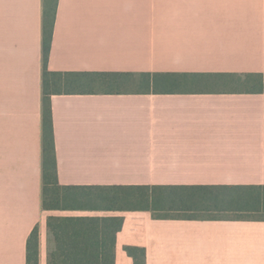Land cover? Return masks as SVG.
<instances>
[{
  "label": "crops",
  "instance_id": "crops-1",
  "mask_svg": "<svg viewBox=\"0 0 264 264\" xmlns=\"http://www.w3.org/2000/svg\"><path fill=\"white\" fill-rule=\"evenodd\" d=\"M43 3L0 0V264H26L35 227L46 264L49 216L121 217L114 264H134L125 247L145 264H264L260 221L43 210ZM46 69L131 77L51 96L59 186H264V92L235 88L264 76V0H56ZM145 75L180 81L139 92Z\"/></svg>",
  "mask_w": 264,
  "mask_h": 264
},
{
  "label": "trees",
  "instance_id": "trees-1",
  "mask_svg": "<svg viewBox=\"0 0 264 264\" xmlns=\"http://www.w3.org/2000/svg\"><path fill=\"white\" fill-rule=\"evenodd\" d=\"M56 0L43 3V75H42V208L45 211H144L157 220H235L264 222V186L241 187H61L56 179V156L50 98L59 94L126 92L131 77L123 74L53 73L46 69L51 45ZM140 91L172 93V84L180 81L164 76L140 77ZM243 81L242 92H264V76ZM144 87V88H143ZM152 89V90H151ZM225 213L260 215L228 219L197 214ZM121 217L49 216L47 229L52 248L47 249L46 264H114L117 233ZM134 264H145V251L125 247ZM26 264H39L38 230L35 227L26 243Z\"/></svg>",
  "mask_w": 264,
  "mask_h": 264
},
{
  "label": "rangeland",
  "instance_id": "rangeland-1",
  "mask_svg": "<svg viewBox=\"0 0 264 264\" xmlns=\"http://www.w3.org/2000/svg\"><path fill=\"white\" fill-rule=\"evenodd\" d=\"M49 1L50 0H46V2H47V4H49ZM52 1V0H51ZM256 79L255 78H251V79H247V80H243V81H246V82H253V81H255ZM126 88H128V89H130L131 88V86H127ZM236 89H238V90H243L242 88V86H236L235 87ZM132 89V88H131ZM198 216H202V217H216V216H218V217H221V218H228V219H233V218H237V217H241V218H243V219H251V218H256V217H260V215H250V214H244V215H236V214H230V213H228V214H225V213H219V214H216V213H211V214H197ZM52 238H50L48 241H47V243H46V247H47V249L49 248V249H51L52 247ZM46 252V251H45ZM46 254V253H45ZM44 264V263H43Z\"/></svg>",
  "mask_w": 264,
  "mask_h": 264
}]
</instances>
